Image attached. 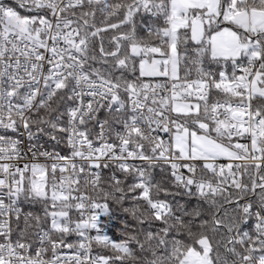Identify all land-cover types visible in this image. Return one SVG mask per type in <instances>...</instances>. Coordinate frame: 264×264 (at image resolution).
Masks as SVG:
<instances>
[{
    "label": "snow or ice",
    "instance_id": "snow-or-ice-1",
    "mask_svg": "<svg viewBox=\"0 0 264 264\" xmlns=\"http://www.w3.org/2000/svg\"><path fill=\"white\" fill-rule=\"evenodd\" d=\"M0 264H264V0H0Z\"/></svg>",
    "mask_w": 264,
    "mask_h": 264
}]
</instances>
